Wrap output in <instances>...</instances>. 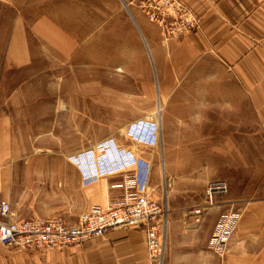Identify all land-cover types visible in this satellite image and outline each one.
I'll use <instances>...</instances> for the list:
<instances>
[{"label": "crops", "instance_id": "1", "mask_svg": "<svg viewBox=\"0 0 264 264\" xmlns=\"http://www.w3.org/2000/svg\"><path fill=\"white\" fill-rule=\"evenodd\" d=\"M180 1L197 17L199 28L179 39H165L139 0H0V11L13 12L0 64V106L4 108L0 117V164L4 165L2 195L10 201L15 218L61 217L77 224L81 214L94 206L106 208L118 202L125 193L124 177H133L129 171L85 185L80 169L72 162L13 159L8 164V156L50 149V115L56 103L42 104L34 93L44 89L42 76L54 74L50 67L38 66L44 50L79 60L83 43L118 42L122 43V52L135 59L133 68L124 65L126 75L121 80L84 78L82 65L73 68L67 102L71 114L65 130L59 129L69 140L56 150L65 158L113 138L151 165L162 153L165 170L173 172L174 160L194 151L192 141L194 146L195 140H205L208 153L223 154L227 139H242L244 129L249 128L245 133L252 139L264 132V0ZM120 16L124 28L134 23L138 33L114 35ZM73 25L106 30L83 36L67 30ZM86 70L96 74L92 67ZM216 74L220 76L218 83L195 84L194 75ZM49 82L52 90L67 85L65 81ZM181 91L209 94L202 99L179 98ZM25 97L33 108L44 106L48 112L42 116L35 111L26 113ZM159 106L170 108L169 114H162L160 143L166 144L169 138V146L162 151L160 145L139 144L126 132L119 133L122 126L157 114ZM53 120L58 121L56 117ZM40 122L42 128L36 126ZM34 138L42 141L35 143ZM114 159L113 153L104 164ZM98 165L97 159L90 161V166ZM235 172L229 180V192L216 199L200 224L195 223L190 210L199 206L202 198L187 195L182 199L180 189L172 192L176 202L168 216L162 264H264V162L240 165ZM243 203L242 220L228 252L220 256L210 248V242L221 213ZM0 264L155 263L149 256L143 227H117L64 250L42 252L0 244Z\"/></svg>", "mask_w": 264, "mask_h": 264}, {"label": "built area", "instance_id": "2", "mask_svg": "<svg viewBox=\"0 0 264 264\" xmlns=\"http://www.w3.org/2000/svg\"><path fill=\"white\" fill-rule=\"evenodd\" d=\"M139 1L149 20L161 28L165 39H179L199 28L197 17L180 0ZM160 128L158 117L150 116L131 123L127 134L139 144L154 146L160 143ZM113 153L116 154V159L104 164ZM68 158L80 169L85 185L104 176L126 174L129 171L133 172V177H124L122 186L125 193L118 202L106 208L94 206L81 214L77 224H70L61 217L32 216L22 220L15 218L10 201L2 195L0 167V244L48 252L64 250L101 237L113 228L143 227L150 258L155 264H162L169 210L166 204L154 200L151 196V164L134 152L120 147L113 138L88 150L69 155ZM96 159L99 165L90 166V161ZM228 192L229 184L226 180L211 182L206 190L207 204L190 210L195 223L202 222L208 209L215 205L217 196L226 195ZM239 220V211L234 208L220 216L210 242V248L215 253L224 256L228 252Z\"/></svg>", "mask_w": 264, "mask_h": 264}, {"label": "rangeland", "instance_id": "3", "mask_svg": "<svg viewBox=\"0 0 264 264\" xmlns=\"http://www.w3.org/2000/svg\"><path fill=\"white\" fill-rule=\"evenodd\" d=\"M68 1V0H67ZM125 12V11H124ZM117 13V12H116ZM118 14V13H117ZM33 12H29L28 16L33 17ZM13 12L10 10H3L0 11V64L2 61L3 53L6 47V39L9 35L11 29V22H12ZM120 19L116 20V26L113 28L114 35H122L124 33L136 34L137 28L132 23L130 28H124L122 25V17H117ZM85 22V20H84ZM68 31L72 33H78L85 36L86 34H90L92 31L97 30L99 32H103L106 28H94L90 26H71L67 28ZM110 33V29H109ZM101 34V33H100ZM32 35V34H31ZM34 38L33 36H31ZM34 40V39H33ZM37 44L38 42L35 41ZM35 43V44H36ZM83 52L79 58V60L75 59L72 55L60 56L58 52H54L51 50H44V55L38 60V66L40 67H50L51 74L50 76H42L43 80L42 83H46L45 86L41 84V87L44 89L37 93L38 98H40V102L44 103H56V106L51 108V115L50 119L52 120L51 124V132H49V140L47 143L50 147L49 148H38L34 149L36 152L35 154L29 155H15V156H8V164L14 161L16 162H28V161H48V162H71L69 160V155L66 158L63 155L56 154V150H61L64 144L69 140L66 136V132H62V136L59 132V129L65 130L68 126L66 122V118L71 114V108L68 106L69 98H70V91L71 86L68 85L70 81L73 82L74 75H73V68L79 67L82 65L83 67V75L84 78H91V77H99L101 79L105 78H116L121 80L125 74V67L127 65L128 68H133V62L135 59L133 55L128 56L127 54L123 53L121 50L122 43H83ZM106 46L109 48L106 50ZM39 47L42 50V47L39 44ZM81 62V63H80ZM125 63V64H124ZM110 65V66H109ZM131 65V66H130ZM94 68L95 75H90V70H86V68ZM126 68V69H128ZM53 69V70H52ZM211 70L217 71L216 67L210 68ZM61 73V74H58ZM80 77V76H79ZM195 84L198 86L209 85L213 83H218L220 80V76L216 75H194ZM205 79V80H203ZM49 80L53 82H60L63 83L64 81L67 85H60L56 88L60 90H52L50 89V85L48 83ZM223 81L227 82L224 79ZM120 84V85H119ZM69 86V87H68ZM116 86H121V83H116ZM218 93V92H217ZM209 92L207 91H181L179 93V98H204L208 97ZM32 96H30L31 98ZM168 98L169 97H165ZM39 100V99H38ZM24 103L26 106L24 107L26 113L27 111L33 112L35 111L36 114L42 116L44 112H48L49 108L44 106L33 108L31 102L28 101V97H25ZM28 103V104H27ZM29 105V106H27ZM200 108V107H197ZM169 107H162L159 106L157 110V114H153L151 116L157 118L159 120V124H162V114H169ZM29 112V113H30ZM161 116H160V113ZM4 113V108L0 106V117ZM33 114V113H32ZM58 119L55 121L53 119ZM150 117V116H149ZM60 119V120H59ZM30 125H33L30 123ZM104 124L101 122L99 126L102 127ZM36 126L42 128V124L36 123ZM129 128V124L122 126L119 129V133H127ZM249 129V128H248ZM248 129H244V137L242 139H227V149L226 153L223 154H210L208 153L207 143L205 140H195V145L193 146L192 142L190 146L195 148L193 152L188 154L179 155L173 162V168L175 169L173 172H169L165 170L164 166V157L161 153L158 154V160L153 163L154 170L151 172V181H150V192L151 196L154 200L164 203L168 206V210L170 212L171 205L176 202L172 197V192H175L176 189H180L182 194L180 197L186 198L187 195L200 197L202 198V203L199 206H204L207 204V197H206V190L209 184L213 181L217 180H226L229 184V180L234 175L236 168L240 165H252L255 163L264 162V132H259L258 138H250L249 133H245ZM161 130V128H160ZM32 134H35L32 132ZM26 141V140H25ZM38 141H42L40 139H33V142L37 143ZM165 141V140H164ZM161 147V151L165 146H169V138L166 139V144L159 143ZM55 149H54V148ZM92 148V147H91ZM193 150V149H192ZM7 157V156H6ZM13 157V158H12ZM171 156H168V158ZM170 159V158H169ZM7 164V165H8ZM0 167L3 169L4 165L0 164ZM173 173V174H172ZM2 177V176H1ZM2 183V180H1ZM230 190V184H229ZM221 195L217 196L220 198ZM216 203V202H215ZM244 205L246 204H239L230 206L227 210L234 208V210L239 211L240 220L236 227V230L242 220V216L244 213ZM196 207V206H195ZM213 207V206H212ZM192 207L191 209H193ZM211 208V207H210ZM189 211V210H188ZM222 212L221 215L224 213ZM169 220V219H168ZM203 221V220H202ZM202 223V222H201ZM200 224V223H199ZM168 228V223H167ZM235 230V231H236ZM167 231V229H166ZM167 234V233H166ZM167 242V237H166ZM229 249V248H228ZM219 255V254H218ZM165 258V255H164Z\"/></svg>", "mask_w": 264, "mask_h": 264}, {"label": "bare ground", "instance_id": "4", "mask_svg": "<svg viewBox=\"0 0 264 264\" xmlns=\"http://www.w3.org/2000/svg\"><path fill=\"white\" fill-rule=\"evenodd\" d=\"M160 113V112H159ZM160 116H161V113H160Z\"/></svg>", "mask_w": 264, "mask_h": 264}]
</instances>
